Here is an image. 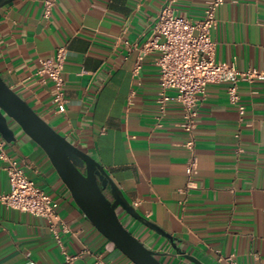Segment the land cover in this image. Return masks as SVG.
<instances>
[{"label": "crops", "instance_id": "crops-1", "mask_svg": "<svg viewBox=\"0 0 264 264\" xmlns=\"http://www.w3.org/2000/svg\"><path fill=\"white\" fill-rule=\"evenodd\" d=\"M10 0L0 5V75L47 122L93 156L133 208L205 264H264V80H239L240 113L229 81H211L196 104L193 149L179 122L183 108L157 105L158 50L138 58L165 0ZM207 0H176L195 19ZM211 30L216 61L264 70V0H224ZM63 47L65 110L52 102L41 58ZM140 63L137 72L135 65ZM173 93V89H168ZM8 156L58 201L66 225L0 201V264H136L90 221L45 151L12 119ZM195 155L191 165L190 156ZM0 158V192L9 189ZM108 186V187H107ZM109 194V185L106 183ZM124 225L165 264H195L162 234L118 208ZM74 256L70 261L65 255Z\"/></svg>", "mask_w": 264, "mask_h": 264}, {"label": "built area", "instance_id": "built-area-1", "mask_svg": "<svg viewBox=\"0 0 264 264\" xmlns=\"http://www.w3.org/2000/svg\"><path fill=\"white\" fill-rule=\"evenodd\" d=\"M176 0H165L158 9L152 23L151 35L141 45L133 46L138 49V58L141 59L147 52L158 50L156 62L159 66L157 105L163 111L170 101H176L183 108L180 126L190 137L185 142L188 148L193 149L196 124V104L204 96L206 84L211 81H229L226 89L228 100L235 103L240 113L244 105L239 102L237 83L239 80L249 82L264 80V70L255 66L238 68L234 62L216 61L213 57L215 41L211 37V30L215 27V9L224 0H207L200 18L191 19L174 10ZM43 14L51 13L52 0H44ZM64 51L59 47L54 56L41 58L37 73L42 82L47 80L52 84V102L58 111L65 110L66 98L64 95V79L62 76ZM140 67L137 63L134 72ZM173 89V93L167 92ZM0 139V158L5 161L9 189L0 192V201L6 205L47 220L48 226L58 238V225L66 229L58 213V201L30 178L22 164L10 157ZM191 165L195 162V155L190 156ZM74 256L65 255L70 261ZM219 259L227 264H236L232 255L221 256Z\"/></svg>", "mask_w": 264, "mask_h": 264}, {"label": "water", "instance_id": "water-1", "mask_svg": "<svg viewBox=\"0 0 264 264\" xmlns=\"http://www.w3.org/2000/svg\"><path fill=\"white\" fill-rule=\"evenodd\" d=\"M10 0H0V5ZM14 120L47 154L74 201L90 221L136 264H165L151 249L122 222L118 208L165 236L174 248L195 264H205L195 256L179 250L174 236L143 218L122 195L103 165L82 150L47 122L0 75V133L7 139L13 136L8 120ZM101 185H100V183ZM109 185V194L102 187Z\"/></svg>", "mask_w": 264, "mask_h": 264}, {"label": "trees", "instance_id": "trees-1", "mask_svg": "<svg viewBox=\"0 0 264 264\" xmlns=\"http://www.w3.org/2000/svg\"><path fill=\"white\" fill-rule=\"evenodd\" d=\"M99 183H100V181H99ZM100 185H101V183H100ZM102 187V189H103V191L107 194V192H106V187H103V186H101ZM108 187V186H107Z\"/></svg>", "mask_w": 264, "mask_h": 264}]
</instances>
